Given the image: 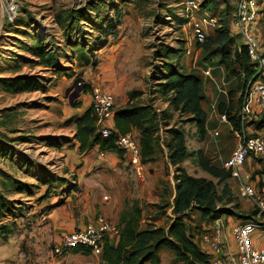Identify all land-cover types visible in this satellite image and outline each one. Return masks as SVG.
<instances>
[{"label":"rangeland","instance_id":"374dc122","mask_svg":"<svg viewBox=\"0 0 264 264\" xmlns=\"http://www.w3.org/2000/svg\"><path fill=\"white\" fill-rule=\"evenodd\" d=\"M185 1L17 0V15L27 23L25 27L5 26L0 2V78L13 75L7 62L13 53L28 55L22 48L31 43L32 33L39 34L49 49L57 51L55 60L59 67L55 69H60L56 72L53 68H30L22 63V74L42 77L44 92L12 95L0 88V193L10 202V213L6 212L0 219V264H97V257L76 255L72 251L60 258L53 255V246L59 243L62 229H70L63 218L88 223L86 213H95L119 229L117 221L120 223L122 213L133 208L132 201L139 200L148 210L147 205L158 199L153 191L162 189L164 186L160 185L167 180L172 185L171 174H167L161 156L154 165L144 168V178L139 180L125 157L91 154L81 161L75 155L71 157L75 152L68 150L64 140L73 133L69 121L79 113L75 106L89 108L92 87L108 91L112 83L119 84L123 94L134 91L147 101L156 99L154 106L163 109L166 103L157 99L155 83L165 64L187 71L216 66V59L205 63L192 31L193 21L202 19L205 24V10L201 8L204 0H197L200 6L191 18L183 11ZM235 1L215 0L217 12L226 7L230 20ZM91 5H97L95 13L87 10ZM80 8H86L90 22L84 25L75 22L68 40L59 29L56 15ZM260 8L261 18L256 21L255 30L264 49V0ZM211 31L208 29L206 34ZM121 99L115 101L119 103ZM168 121L170 127L190 129L184 123L185 117L176 113ZM214 131L218 133L216 137L208 134L203 140L205 156L212 165L221 166L237 140L230 128ZM254 132L252 126L250 133ZM160 134L164 139L162 128ZM256 135L264 136V130ZM186 144L190 150L198 146L189 135ZM255 160H249L243 170L249 181L253 171L260 168ZM182 165L189 175L212 180L217 185V180L201 171L189 157ZM256 177L252 180L257 183ZM227 183L241 211H249L253 203L240 198L237 182L229 179ZM73 186H78L80 191L75 192ZM228 221L239 223L223 216L210 224L193 216L191 224L216 238L218 228L220 231L227 227ZM168 223L169 220L157 221L164 228ZM147 224L139 225L143 228ZM231 228L226 229L228 239L224 247L234 255ZM196 236L198 240L199 234ZM252 239L257 246L264 245V229H257ZM160 259L161 264H180L173 253L164 249Z\"/></svg>","mask_w":264,"mask_h":264},{"label":"trees","instance_id":"16d2710c","mask_svg":"<svg viewBox=\"0 0 264 264\" xmlns=\"http://www.w3.org/2000/svg\"><path fill=\"white\" fill-rule=\"evenodd\" d=\"M201 8L211 12L212 16H216L218 23L204 42L197 45L203 52L205 62L216 59V64L224 70L225 80L236 81L239 92L237 100L230 101L228 107L226 102H219L217 111L220 115L227 116L233 131H238L241 128L239 111L244 103L246 84L254 73V65L248 58L246 47L242 43L239 45V38L232 33L231 24L235 7L230 20L226 7L219 11L220 13L217 12L219 8L215 0H204ZM85 9H70L66 13L56 15L59 29L63 31L61 32L64 37H68V40L69 32L73 29L75 22L78 21L80 25L90 22ZM87 10L95 13L97 5H91ZM63 15L66 16L62 18ZM18 16L13 23L4 19V25L25 27L27 23L20 20ZM30 38L31 43H24L22 49L31 57L28 58L27 54L24 57L13 53L7 60L13 75L0 78V88L9 94L44 92L45 90L41 83V76L21 73L22 63L30 65V68L59 67L55 60L57 51L49 49L45 45V40H42L37 33H32ZM260 43L263 47V43L261 41ZM55 70L58 72L60 69ZM158 73L155 93L158 94L157 99L166 103L165 108L155 107L156 99L142 100L140 93L129 91L127 93L129 101L121 108L114 106L112 108L111 118L107 122V126L114 134L111 137L100 135L90 108H87L81 116H73L69 121L75 127L73 140L77 142L80 154L98 148L101 153L123 157V153L116 147L115 137L132 135L135 131L137 135L132 137L139 145L143 165L153 163L158 160V156H161L166 166L173 168V187L169 182L167 183L160 193V200L154 205L155 210L151 213V220H157L164 217L170 210L173 217L169 219L172 220L171 223H168L166 228L154 225L153 222L143 228L140 227L141 209L137 203L134 204L131 210L122 213L117 239L116 237L112 238L113 240L109 237L105 239L99 256L100 264H161L162 249L173 253L174 259L180 264H211L214 256L207 247L204 248L200 240L203 234L209 233L202 232L200 226L193 227L191 224L193 216H197L200 222L210 224L223 216L234 218L239 223L256 219L257 211L254 206L244 212L235 201L227 183L229 179H232L230 171L223 167L224 163H221V166H214L201 150L195 154L194 164L216 179L217 185L212 180L191 176L181 167L185 159L190 156L186 144L187 134L182 126L170 127L168 120L173 113L180 117L184 116V123L195 127L200 141L207 137V114L203 110L205 101L203 75L198 70L186 71L169 64H165L163 70ZM228 96L232 97V91H229ZM80 106H75V109ZM234 110L235 113L231 114L230 111ZM249 121L255 129L254 133L248 134L249 137L264 130V112L254 109ZM161 128L166 134L164 139L161 138ZM262 155L264 154L250 156L243 163V169L249 160L256 159L255 162L260 164V168L252 173V179L258 176L257 183L252 179L250 181V184L258 190L264 189V156L259 158ZM217 186H220V190ZM72 189L75 192L80 191L78 186H73ZM9 205L10 202L0 193V219L9 212ZM198 234L199 237L196 240ZM72 252L85 256L91 255L88 249L83 248L73 249Z\"/></svg>","mask_w":264,"mask_h":264},{"label":"built area","instance_id":"2783aa9c","mask_svg":"<svg viewBox=\"0 0 264 264\" xmlns=\"http://www.w3.org/2000/svg\"><path fill=\"white\" fill-rule=\"evenodd\" d=\"M4 19L13 23L18 13L17 0H0ZM263 0H236L235 12L231 29L246 47L247 55L254 65V73L246 84L244 103L239 111L241 128L234 131L236 146L223 167L230 171L231 178L237 182L241 199L250 202L256 208V219L245 223H237L231 228V236L235 243L234 255L225 251L224 243L218 237L203 234L201 243L213 254L211 264H264V245L256 246L252 235L259 229H264V189L257 190L250 184L249 176L243 170V163L250 156L264 154V136H248L247 122L254 109L264 112V49L260 43L256 21L261 18L260 6ZM197 0H187L183 3V11L187 18H191L194 10L199 8ZM192 31L197 44H202L206 33L200 22L193 21ZM209 69L203 71L208 76ZM114 97L99 87H92L90 96V111L96 121V127L102 137H111L112 130L107 126L111 118ZM220 123L228 124L227 116L220 115ZM216 137L218 133H209ZM116 147L123 153L134 175L138 179L144 178V165L141 161L140 148L131 134L115 137ZM119 235V229L101 216L95 217L80 229H73L63 233L58 244L53 246V255L63 257L68 251L76 248L88 249L94 257H99L107 237Z\"/></svg>","mask_w":264,"mask_h":264},{"label":"crops","instance_id":"0c3cea01","mask_svg":"<svg viewBox=\"0 0 264 264\" xmlns=\"http://www.w3.org/2000/svg\"><path fill=\"white\" fill-rule=\"evenodd\" d=\"M217 19L218 18L216 16L209 15L205 11V24H204V20H202V19L200 21H198V22H200V24L203 26V28L205 30V33H206V31H208V29H212L213 30L217 26V23H216ZM211 33H212V31H211ZM211 33H209L208 35L206 34V35L209 36ZM238 44L240 45L241 41L238 42ZM199 51H200V49H199ZM207 69H209L210 74L208 76H205V75H203V71H205ZM197 70L203 75V81H204L203 88H204L205 101L203 103V110L207 114V133L209 134V133H211L210 131H214L215 129H219V128H224L225 129L227 127V128H230V130L234 134V131L232 130V127L230 126L229 123L228 124H221L220 123V114L217 111V104L219 102H226V106L228 107L230 101L235 102L237 100V98L239 96V92H238V90L236 88V81L234 79L225 80L224 70L222 69V67H219L217 64L213 68L212 67H205V69H203V70L202 69H197ZM112 85L113 86H111L110 89H108V91L106 90V92L110 93L114 97L115 100L122 98L121 101H119V103L115 101V104H114L116 108H121L129 101V98L127 96V93L129 91L126 92L125 94H123L122 86H120L119 84L116 85V84H113V83H112ZM229 91H232V97H230V98L228 96ZM141 99L142 100H146V99H144V97H141ZM86 109H87V107L83 108L82 106H80V108L76 109V111H78L79 113H77V114H75L73 116H81L86 111ZM230 112H231V114H234L235 110L234 111H230ZM72 127H73L72 135L70 136L69 139H65L64 140V144H66V145L68 144V150H72V151L75 152V154H73L71 157H74V155H75V157L80 158L81 161L87 159L89 156H91V154H97V155H100L101 157H104V156L107 157L109 155L110 158H115V157L123 158L124 157V156L122 157V156H118V155L110 154V153H101L98 150V148H94L93 150L88 151L85 154H80L78 152V149H77L78 148L77 142L75 140H73V134H74V131H75V127H74V125H72ZM189 127H190V129L188 131H186V134H187V136L188 135L191 136L193 138V140L195 141V143L198 145L196 149H192V150L188 149L189 153H190L189 158L194 161V159L196 157L195 154H196L197 151L201 150L205 154V147H204V141H200L197 138L195 127L190 125V124H189ZM251 128H252V126H251V123H250L248 125L247 129H246L247 134H250ZM132 135L136 136L137 134H136L135 131H133ZM235 146H236V144H235ZM231 153H229V155H227V158L230 156ZM157 161H155L153 163H149L147 165H144V168L147 167V166L154 165ZM181 166L183 167L182 164H181ZM167 168H166L167 169V174L168 175L171 174L172 185L170 183V186L173 187V184H174L173 183V179H172L173 168L170 167V166H167ZM70 170L74 171V169H70ZM76 173L78 174V170H76ZM201 178H203V177H201ZM77 179L80 180L79 182H81V179H79V178H77ZM139 180H143V179H139ZM168 182H169V180L163 182V185H160V186L161 187L162 186L166 187ZM164 187H162V189H160L159 191L156 190V189H155V191H153V193L155 195H157L158 199L156 201H154V202L151 201V203L149 205H147V207L149 208L148 209L149 211L145 208L146 206L143 207L141 205L142 203L139 200L132 201L131 206L137 203L138 207L141 209L140 223H143V222L144 223H146V222L147 223H151V222H153L154 225H157V221H162L164 223L167 220H169L170 218H173L171 213H170V210H168L167 213L164 215V217H161V219L151 220V213H153V211L155 210L154 205L160 200V193H161V191L163 190ZM94 214L90 215L89 212L86 213L85 217L88 219L87 222H89V221L93 220L95 217H97ZM145 217L147 218V221L145 220ZM169 221H170L169 223H171L172 220H169ZM63 223L66 226H68L70 229H62V234L64 232H66V231L73 230L76 227L82 228L85 225V223L83 221H78V220L74 221L72 219V217L70 218V221H69V219H67V217L66 218L64 217L63 218ZM117 223H118L117 225L119 226V222L118 221H117ZM233 225H234V223L232 224L231 221L230 222L228 221V226L227 227L223 228L220 231H219V228H218V230L216 231L217 232L216 235H217L218 239L220 238L221 242H223L224 244H226V241L228 239L227 232H226L227 230L226 229L228 227H232ZM112 238H114V237H110L111 240H113ZM254 244L257 246V244L255 242H254ZM258 246H263V245H258ZM76 255H82V254H76ZM91 256H93V255H91ZM96 261H97V264H99V258L98 257L96 258Z\"/></svg>","mask_w":264,"mask_h":264}]
</instances>
